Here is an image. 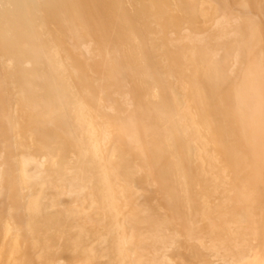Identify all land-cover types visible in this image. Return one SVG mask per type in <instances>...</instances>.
Returning <instances> with one entry per match:
<instances>
[{
	"label": "bare ground",
	"instance_id": "1",
	"mask_svg": "<svg viewBox=\"0 0 264 264\" xmlns=\"http://www.w3.org/2000/svg\"><path fill=\"white\" fill-rule=\"evenodd\" d=\"M0 264H264V0H0Z\"/></svg>",
	"mask_w": 264,
	"mask_h": 264
},
{
	"label": "rangeland",
	"instance_id": "2",
	"mask_svg": "<svg viewBox=\"0 0 264 264\" xmlns=\"http://www.w3.org/2000/svg\"><path fill=\"white\" fill-rule=\"evenodd\" d=\"M89 60H88V57L87 56H85L84 57V62H85V66L89 63L88 62ZM87 68V67H86ZM94 85V80H93V78L91 79V85ZM96 93V92H95ZM5 169V168H4ZM64 199V198H63ZM66 202V201H65ZM173 257H175L174 255H173ZM60 260H62V263H64L65 261H67L66 260V258L65 257H63L62 255H58L57 256V261H60ZM66 263V262H65Z\"/></svg>",
	"mask_w": 264,
	"mask_h": 264
}]
</instances>
